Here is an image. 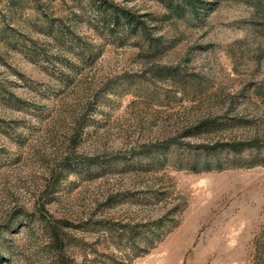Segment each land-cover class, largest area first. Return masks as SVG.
I'll return each instance as SVG.
<instances>
[{"label": "rangeland", "instance_id": "obj_1", "mask_svg": "<svg viewBox=\"0 0 264 264\" xmlns=\"http://www.w3.org/2000/svg\"><path fill=\"white\" fill-rule=\"evenodd\" d=\"M108 1L160 46L92 0H0V264H52L48 225L71 264H264V0Z\"/></svg>", "mask_w": 264, "mask_h": 264}, {"label": "trees", "instance_id": "obj_2", "mask_svg": "<svg viewBox=\"0 0 264 264\" xmlns=\"http://www.w3.org/2000/svg\"><path fill=\"white\" fill-rule=\"evenodd\" d=\"M166 7L170 15L176 17H185L190 15L193 18L202 19L206 14L208 3L203 0H159ZM92 3L100 11L105 27L109 31L116 32L118 30L134 37L137 41H141L142 45L147 48H157L161 44V38L152 35L150 25L146 19L148 13L140 14L130 8L121 6L117 3L108 0H92ZM262 145L257 139L249 141H229L217 142L211 145L203 144L198 146L205 152H216L219 147L226 148L234 153H239L246 148H260ZM162 150L164 149L161 148ZM160 149V150H161ZM216 168H221V163L215 162ZM204 170L211 169V166L206 162L203 167ZM64 224L63 221H56ZM57 225H48L47 234L49 236V243L51 250L56 254L53 258L52 264H71L69 260L63 255V248L65 242L58 232ZM132 238V237H131Z\"/></svg>", "mask_w": 264, "mask_h": 264}]
</instances>
